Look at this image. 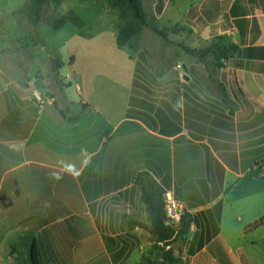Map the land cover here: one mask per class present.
Returning a JSON list of instances; mask_svg holds the SVG:
<instances>
[{"label": "crops", "instance_id": "0c3cea01", "mask_svg": "<svg viewBox=\"0 0 264 264\" xmlns=\"http://www.w3.org/2000/svg\"><path fill=\"white\" fill-rule=\"evenodd\" d=\"M169 5L187 42L233 45L219 76L156 74L128 46L83 81L40 37L0 48V264H27L32 242L38 264H129L151 183L191 219L188 264H264V225L243 230L264 214V0H168L158 18Z\"/></svg>", "mask_w": 264, "mask_h": 264}, {"label": "rangeland", "instance_id": "374dc122", "mask_svg": "<svg viewBox=\"0 0 264 264\" xmlns=\"http://www.w3.org/2000/svg\"><path fill=\"white\" fill-rule=\"evenodd\" d=\"M179 2V0H173ZM28 0H0V48L10 45L31 44V39L40 37L45 46V52H53L59 61L63 62L65 55L76 57L77 64L74 71L80 73L83 81L92 76L94 71L113 70L127 57L129 50L136 53L135 49L128 46H117L113 35L123 25L119 17L118 8L110 7L108 0H52L44 4L41 21L34 26L26 17L17 12L26 6ZM154 0H143V6L148 14V20L162 29L166 38L152 32L149 27H143L135 40L137 49L143 50L149 66L153 72L159 74L181 73L190 77H217L219 68L208 62V57L201 59L196 54H191L185 47L197 50L206 47L199 41V37L188 34V42L184 38L186 30L179 24L173 25L166 22L167 16H177L176 11L169 5L164 16L158 18L154 15ZM183 30V33L181 32ZM128 47V48H127ZM4 49V48H3ZM4 54V53H3ZM5 55V54H4ZM20 55V52L14 53ZM223 63V61H221ZM181 65L182 68H177ZM66 69H63L62 76ZM211 85V84H209ZM141 242V254L129 264L145 262L148 257L158 253L160 243H156L146 229ZM188 245L187 240L177 241L170 248L177 262L174 264H188L184 252ZM92 255L101 257V251L93 247ZM95 259V258H94ZM124 260H107L105 257L95 260L74 259L70 261H44L42 264H122Z\"/></svg>", "mask_w": 264, "mask_h": 264}, {"label": "trees", "instance_id": "16d2710c", "mask_svg": "<svg viewBox=\"0 0 264 264\" xmlns=\"http://www.w3.org/2000/svg\"><path fill=\"white\" fill-rule=\"evenodd\" d=\"M49 0H28V3L17 12L26 17L34 26L41 21L44 4ZM59 3V0H52ZM168 0H154V15L160 16L162 10ZM110 7L118 8L119 17L123 20V25L116 34L115 42L117 46L135 47V40L142 31L143 27H149L153 33L162 38H166L165 32L157 27L153 22L148 20V14L144 9L143 0H108ZM235 48L233 45L226 43L224 37H218L208 46L191 50L185 47L189 53L198 55L201 59L208 57V60L215 67H221V61L227 59L231 51ZM141 199L145 205L148 225L143 226L148 233L154 237L156 243H160L157 255L148 257L145 262L139 264H174L177 258L173 254L170 247L177 241L187 240V233L190 228L191 219L184 214L177 228L165 225L164 213L162 209V190L154 183L144 186L141 189ZM264 225V214L256 220L244 226V231H252ZM30 256L27 264H38L35 257V245L32 242L30 245Z\"/></svg>", "mask_w": 264, "mask_h": 264}, {"label": "built area", "instance_id": "2783aa9c", "mask_svg": "<svg viewBox=\"0 0 264 264\" xmlns=\"http://www.w3.org/2000/svg\"><path fill=\"white\" fill-rule=\"evenodd\" d=\"M177 68L182 67L181 65H177ZM261 167L262 171H264V164H262ZM162 202L165 225L177 228L180 224L182 216L184 215L183 204L175 199L171 191H164L162 193Z\"/></svg>", "mask_w": 264, "mask_h": 264}]
</instances>
